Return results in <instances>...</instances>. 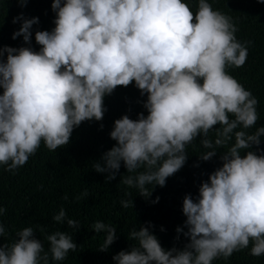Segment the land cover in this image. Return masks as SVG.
I'll use <instances>...</instances> for the list:
<instances>
[{
	"label": "clouds",
	"instance_id": "1",
	"mask_svg": "<svg viewBox=\"0 0 264 264\" xmlns=\"http://www.w3.org/2000/svg\"><path fill=\"white\" fill-rule=\"evenodd\" d=\"M28 2L16 0L22 8ZM51 10L54 27L34 34L38 51L0 46V166L9 172L23 167L41 143L49 151L65 147L81 123L103 119L106 96L134 85L146 97L147 115L114 120L109 137L116 143L93 164L95 172L107 173L105 182L123 164L135 175H121L120 183L148 198L185 165L186 148L197 137L209 149L199 160L227 150L219 154L221 166L200 183L198 196L183 197L186 219L175 229V239H187L183 248L164 249L146 222L130 230L127 239L136 244L115 254L114 264H212L249 245L252 256L264 255V126L255 127L257 99L227 71L242 67L248 56L231 17L208 0H198L195 13L183 0H52ZM17 22L11 38L30 45L38 18L21 13L12 20ZM88 195L85 190L77 199ZM120 203L133 207L132 199ZM4 212L0 207V216ZM53 220L80 228L63 208ZM91 228L106 233L97 249L106 252L116 228L101 221ZM5 235L0 223V237ZM16 237L0 243V264H49V253L59 262L78 247L63 231L46 236L47 252L33 227Z\"/></svg>",
	"mask_w": 264,
	"mask_h": 264
},
{
	"label": "trees",
	"instance_id": "2",
	"mask_svg": "<svg viewBox=\"0 0 264 264\" xmlns=\"http://www.w3.org/2000/svg\"><path fill=\"white\" fill-rule=\"evenodd\" d=\"M52 0H29L25 7H20L16 0H0V46L19 48L30 46L39 50L34 34L38 30L50 31L55 13L51 10ZM195 13L198 0H183ZM214 10L231 17L237 31V40L247 44L246 63L239 68L229 67L232 75L245 89L257 99L259 119L255 127L264 126V3L258 0H208ZM23 13L27 18L37 17L39 22L33 25L31 44L26 45L22 37L12 39V33L19 29L20 23H12L17 15ZM250 42V43H248ZM142 97L134 85L118 86L104 98L106 111L101 121H85L72 132L68 145L56 151H49L43 143L28 162L14 172L6 171L7 166H0V207L5 212L0 216L6 235L0 237V243L10 244L16 233L33 227L35 236L45 249H49L46 236L56 231H63L72 236L77 244L75 252H69L63 261H53L49 253V264H114L112 257L121 250H128L136 244L129 240L131 229H139L150 222L154 227L150 231L158 238L164 249L183 248L187 239L180 235L175 239V229L183 226L186 217L182 214V200L186 194L193 199L198 196V188L206 181L208 174L221 166L219 154L226 148L217 149V156L209 161L199 160L201 153L209 151L200 144L197 137L186 151L188 158L185 165L166 180L164 187L154 186L148 198L141 197L136 188H129L120 183L121 175H135L126 172L121 164L116 178L105 182L107 173H97L93 164L100 161L102 153L115 145L110 139L114 120L122 115L136 119L137 114L146 110L142 107ZM103 128H100V125ZM249 129V132L255 130ZM214 141L215 131L209 133ZM264 149V137L259 146ZM101 163H103L101 161ZM198 165V166H197ZM151 187V186H148ZM87 190L89 195L77 199ZM130 193V195H126ZM159 197L157 203H152ZM132 199L133 207L123 208L121 200ZM63 208L68 219L79 222L78 231L68 228L65 223H57L53 216ZM96 221L110 224L116 228V240L106 252L97 250L104 242L106 233H95L91 225ZM39 225L43 231L36 228ZM163 227L164 231H160ZM186 230V229H185ZM250 247L234 252L228 259L218 258L212 264H264V255L250 254Z\"/></svg>",
	"mask_w": 264,
	"mask_h": 264
}]
</instances>
